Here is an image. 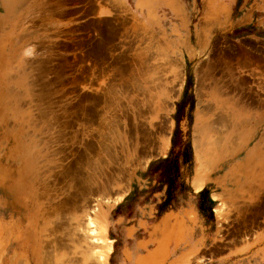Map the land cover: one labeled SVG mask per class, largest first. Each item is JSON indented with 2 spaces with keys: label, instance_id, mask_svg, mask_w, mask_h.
Instances as JSON below:
<instances>
[{
  "label": "rangeland",
  "instance_id": "374dc122",
  "mask_svg": "<svg viewBox=\"0 0 264 264\" xmlns=\"http://www.w3.org/2000/svg\"><path fill=\"white\" fill-rule=\"evenodd\" d=\"M37 260L264 264V0H0V264Z\"/></svg>",
  "mask_w": 264,
  "mask_h": 264
},
{
  "label": "crops",
  "instance_id": "0c3cea01",
  "mask_svg": "<svg viewBox=\"0 0 264 264\" xmlns=\"http://www.w3.org/2000/svg\"><path fill=\"white\" fill-rule=\"evenodd\" d=\"M178 211H181V212H180V213H177ZM182 211H183V210H180V209H179V210H176V211H173V212H175V214L178 215L180 218H181V217L183 218L185 215H184V211H183V212H182ZM161 221H162V220H161ZM177 221H179V219H177V218H176V219H175V218L172 219V220L170 221V226H171V227H174V228H177V226L179 227V223H177ZM166 223H168V221H167ZM175 224H178V225L175 226ZM141 242H142V241H141ZM141 242H140L139 244H141ZM146 255H147V254H145V255H143V256H146Z\"/></svg>",
  "mask_w": 264,
  "mask_h": 264
},
{
  "label": "bare ground",
  "instance_id": "6f19581e",
  "mask_svg": "<svg viewBox=\"0 0 264 264\" xmlns=\"http://www.w3.org/2000/svg\"><path fill=\"white\" fill-rule=\"evenodd\" d=\"M204 138H205V137H204ZM203 146H204V145H203ZM202 152H203V151H202ZM200 153H201V151H200ZM207 153H208V152H207ZM202 154H204V153H202ZM199 158H200V157H199ZM198 160H199V159H198ZM198 160H197V161H198ZM199 161H200V160H199ZM207 161H208V160H206L205 162H207ZM199 163H201V162H199ZM199 163H198V164H199ZM206 167H208V165H207ZM204 168H205V167H204ZM199 169H201V168H199ZM198 174H199V173H198ZM199 175H200V174H199ZM202 176L204 177V175H202ZM196 177H197V174H196ZM196 177H195V178H196ZM196 179H197V178H196ZM196 179H194V180H196ZM200 180H201V179H200ZM200 180H199V181H200ZM197 182H198V181H197ZM194 184H195V183H194ZM196 184H198V183H196ZM202 187H203V186H202ZM202 187H201V188H202ZM56 254H57V253H56ZM57 256H58V255H57ZM36 264H41L40 260H37Z\"/></svg>",
  "mask_w": 264,
  "mask_h": 264
}]
</instances>
